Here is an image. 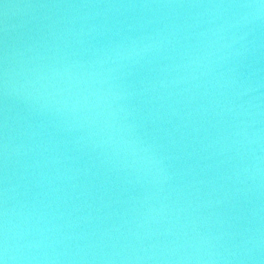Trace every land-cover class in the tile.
<instances>
[{"label":"water","instance_id":"water-1","mask_svg":"<svg viewBox=\"0 0 264 264\" xmlns=\"http://www.w3.org/2000/svg\"><path fill=\"white\" fill-rule=\"evenodd\" d=\"M0 264H264V0H0Z\"/></svg>","mask_w":264,"mask_h":264}]
</instances>
